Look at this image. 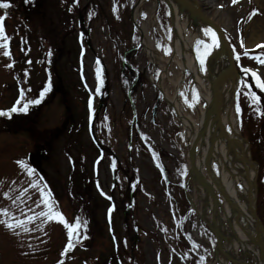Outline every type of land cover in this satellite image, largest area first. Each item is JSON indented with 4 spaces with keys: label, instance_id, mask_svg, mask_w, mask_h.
Returning <instances> with one entry per match:
<instances>
[{
    "label": "rangeland",
    "instance_id": "rangeland-1",
    "mask_svg": "<svg viewBox=\"0 0 264 264\" xmlns=\"http://www.w3.org/2000/svg\"><path fill=\"white\" fill-rule=\"evenodd\" d=\"M215 1L222 7L219 13L227 17L229 25L226 29L233 49L241 56L239 69L249 68L264 80V64L244 55L246 50L248 53L264 50L257 47L264 45V32L260 41L257 38L251 40L254 28L261 26L264 29V0H242L236 4L232 0ZM0 2L13 5L17 0ZM89 2L84 0L83 7ZM94 2L103 9V15L93 24V50L87 47L83 37L68 31L64 35L58 34L55 57L45 60L43 43L37 41L45 36L50 40V35L36 33V43L32 46L34 49L36 45L37 49L41 45V52L34 55V59L40 61L34 64L28 63L32 62L33 53L28 50L30 44L23 26L24 16L16 13L15 6V18L11 7L7 11L0 9V17L8 13L4 23L8 22L6 35L11 37V57L3 54L6 49H0V110H9L22 89L16 76L27 75L28 81L23 84L27 85V96L28 92L32 95L38 91V95H33L34 99L39 97L45 81H53L49 91L52 95L46 94L40 104L30 105L27 113H13L12 119L0 117L1 123L8 121V125L2 123L0 126V209L7 208L21 218V210H44L43 206L36 207L40 193L33 184L46 186L49 190L41 179L47 177L60 197L57 210L70 223H75L76 217H80L82 223L87 220L86 234L89 237L82 238V227L80 243L62 257L68 239L62 223L53 220L40 231L36 229L39 223L36 221L30 225L31 232L20 235L0 224V264H58L61 259L65 264H117L116 258L121 256H125L126 264H216V242L203 225L204 221L195 213V210L201 213L203 204L198 201L201 198L191 182L186 194L191 166L184 128L156 87L162 75L163 80L166 78L165 89L170 97H174L176 89L172 81H177L181 75L164 41L166 38L170 43L172 37L168 11L165 7L159 9L157 0ZM240 5L244 8L238 15ZM135 7L138 9V24L145 32L147 45L156 54V61H152L140 46L141 36L132 21ZM206 11L210 14L214 9ZM64 13L57 0L54 19L59 25L58 30L63 32L64 25L60 20ZM33 27L36 32V22ZM21 37L25 44L18 39ZM195 48L197 50V44ZM203 51L201 47L199 54L202 55ZM78 53L83 56L79 61ZM127 58L130 70L134 68L137 72L129 70ZM13 61L14 66L8 67ZM46 62L51 72H46ZM32 67H35L33 79ZM98 68L100 79H97ZM154 75L155 85L151 80ZM190 76L183 104L186 113L195 114L203 102L190 97L194 84ZM136 77L139 80L134 85ZM58 78L65 84L60 85ZM246 81L251 88L243 85L244 90L239 94L241 130L250 140L253 156L259 162V186L263 192L264 115L255 110V105L250 106L244 93L249 90L256 95L264 92L256 87L253 77L252 81ZM32 82L35 86L31 93L28 89L32 90ZM80 83L83 87H79ZM85 90L88 96L83 93ZM87 98L92 103L91 108L89 103L85 106L84 99ZM260 108L264 111L263 100H260ZM36 114L38 119L35 117L36 121L27 123ZM16 123L21 126L16 127ZM45 149L50 156L45 154ZM30 153L37 155L36 164L46 155L42 164L46 176L36 171L29 175L17 164L22 160L34 169L29 161ZM5 194L12 199H7ZM261 198L259 202L264 203V192ZM195 202H198V209L192 206ZM111 204L115 209L110 224ZM259 210L264 219V204ZM0 219L4 217L0 216Z\"/></svg>",
    "mask_w": 264,
    "mask_h": 264
},
{
    "label": "bare ground",
    "instance_id": "bare-ground-1",
    "mask_svg": "<svg viewBox=\"0 0 264 264\" xmlns=\"http://www.w3.org/2000/svg\"><path fill=\"white\" fill-rule=\"evenodd\" d=\"M167 1L172 4L175 15L174 59L176 65L181 69L182 76L178 81H172L177 91L174 97H170L164 82H161L159 88L170 107L177 111L179 123L183 126L191 146V180L195 184L199 198H201L198 201L203 204V208L200 210L201 216L214 229L219 239L218 262L216 261V264H229V260L235 261L236 264H264L262 255L257 248L252 215L248 206L234 194L239 192L245 196L254 197L258 168L251 164L249 146L243 140L240 118L234 105V96L241 89V75L238 71L231 70V60L225 49L224 37H219L216 27L208 25L209 23L200 17L199 12H204L208 20L218 23L223 28H228L227 17L225 14L219 13L218 3H215V0H180L181 3L178 0ZM211 8L214 11L209 14L206 10ZM243 8L244 5L238 7V15L242 13ZM206 16L204 15V17ZM191 28H195L197 33L192 35ZM205 29H212L219 42V47L211 49L209 54V62H215L213 72L215 77L212 80L210 76L204 75L194 53L198 37L206 43H211L209 36L205 35ZM263 32L264 29L261 26L254 28L251 40L257 38L260 41ZM145 45L148 54L155 59L156 55L152 48ZM188 73L194 76L204 102V105L198 107L199 110L195 114L186 113L185 105L182 102L181 92L187 79L184 75ZM211 82L216 87V100L221 107V122L215 115L216 113H212L214 107ZM223 127L227 130L233 129V134H229L231 151L234 155H239L244 160V164L236 162L232 154L228 152ZM209 159L212 161L213 170L221 174V186L209 183L206 175V164ZM222 187L230 199L223 198L225 203L216 202L214 205L213 189L214 192H217L223 190ZM197 204L198 202H195L196 206ZM242 249L245 255L251 256L255 262L248 263L240 252Z\"/></svg>",
    "mask_w": 264,
    "mask_h": 264
},
{
    "label": "snow or ice",
    "instance_id": "snow-or-ice-1",
    "mask_svg": "<svg viewBox=\"0 0 264 264\" xmlns=\"http://www.w3.org/2000/svg\"><path fill=\"white\" fill-rule=\"evenodd\" d=\"M27 2V0H26ZM75 2L78 4L79 0H75ZM233 4H236L238 0H232ZM12 7L10 3L7 2H0V9H9ZM114 11H116V8L114 7ZM256 13H253L255 15ZM8 13L5 12V15L3 17H0V49H6L4 51V55L11 57V49H10V42L11 37H8L6 35V28H5V19L7 18ZM205 35L209 36L211 43H205L204 41H198L197 42V51L200 52L201 46H203L204 51L203 54L198 56L200 59L201 65L204 64V59L207 55L210 54V50L216 47H219L218 37L216 36L215 32L212 31V29H205ZM241 46L243 47V41H241ZM258 48H264V45H258ZM48 55H51V52L48 53ZM244 55H248L247 50L245 51ZM261 55H264L262 53ZM261 55H257L253 57L255 60L258 61L260 64H264V59H261ZM236 60L239 61L241 59V56L239 54L236 55ZM29 64H31V61H28ZM99 64V61H97ZM13 64L8 65V67H13ZM242 72L244 73V76L246 77L249 72H251V75L256 81V87L260 88L262 91H264V80L260 78V76L257 74V72L250 70L249 68L242 67ZM97 79H100V69H97ZM101 84L103 81H100ZM240 83L242 85H246L249 89L251 88L250 85H247L246 79H241ZM51 90V83L49 82L48 85L40 92L39 97L36 99L27 100L23 107H20L21 101L25 100V90L21 89L20 91V98L16 101V105H14L10 110H0V117H8L11 118V115L13 113L17 112H24L27 113L29 106L34 104H40L41 101L45 98V95ZM28 91H31L28 89ZM96 91H99V88L96 89ZM249 101L250 106L255 105V110L260 114L264 115V111H261L260 108V100L261 98L256 95L255 92L252 91H246L244 93ZM183 95V93H181ZM239 95V94H238ZM198 94L195 96V100L198 102ZM185 102L187 103V99H185ZM194 106V105H190ZM89 107H92L91 101L89 102ZM237 113H241V108L239 107V104H237L236 107ZM155 158V153L153 154ZM17 164L22 168L25 169L29 175H32L35 173V169L30 168L28 165L24 163V161H17ZM160 166V165H158ZM113 168H115V164H113ZM34 188H38L40 193V199L36 200V207L40 208L43 206L44 210H41L39 212H36L35 209L29 208L28 212H24L21 210V217H17L14 214L10 213L7 208L0 209V216H3L4 219H0V224L4 225L9 231H11L15 235H20L21 233H29L33 229L30 227L31 224L35 223L36 221H39L38 224H36V229L43 231L44 227L47 225V223L56 220L57 222H60L63 224V227L66 229L67 234V244L63 251L61 252L62 257H66L70 251H73L77 244L81 241V233L80 230L83 227L84 229V235L83 239H88L87 236V224L88 221L84 220L83 223L81 221L80 217L75 218V223H70L64 214L57 210L58 202L55 201L54 197L52 196V193L50 190L46 189V186H37L33 184ZM99 187V184H98ZM7 199H12V197L8 194H5ZM15 203V201H13ZM114 210V206L112 209H109V223L111 224V213ZM31 212L32 214L29 215L28 213ZM19 230V231H18ZM115 239V237H113ZM193 247H198L197 245H193ZM203 257H201V261H203ZM58 264H65V260L61 259Z\"/></svg>",
    "mask_w": 264,
    "mask_h": 264
},
{
    "label": "water",
    "instance_id": "water-1",
    "mask_svg": "<svg viewBox=\"0 0 264 264\" xmlns=\"http://www.w3.org/2000/svg\"><path fill=\"white\" fill-rule=\"evenodd\" d=\"M178 2L181 3L180 0H178ZM199 14H200V17L203 20L208 22L210 25L217 27V25L214 22L208 20L206 17H204L202 15V13L199 12ZM210 70H211V72L213 71L212 65L210 66ZM214 112L218 116L219 120H221V117H220V105L218 104L217 101H216L215 106H214ZM221 126H223L222 123H221ZM223 133L226 136V140H227L226 143H227L228 152L230 154H232V156L234 157L236 162H238L239 164H244L245 162H244V160L241 159L240 156L234 155L232 153L231 146H230V137H229L228 132L226 131V129H224V127H223ZM207 169H208V172L210 174L211 181L213 183L215 181V178H214L215 175L213 173V170H212V167H211L210 163L207 164ZM218 184H219V186L222 185L221 183H218ZM221 192L227 199H230V197L228 196V194L226 193L224 188H223V190H221ZM234 194L237 196V198L239 200L245 202L248 205V209H249V211H250V213H251V215L253 217V220H254L255 233H256V237H257V248H258V250L260 251V253L262 255L261 256L262 260L264 261V227H263L262 221H261V219H260V217L258 215V211H257V207H256V200H257L256 191H255V195H254L253 198H252V196H245L243 193L241 194L239 192H235ZM215 201H216V199H215Z\"/></svg>",
    "mask_w": 264,
    "mask_h": 264
}]
</instances>
